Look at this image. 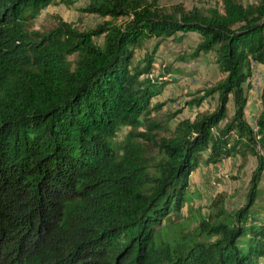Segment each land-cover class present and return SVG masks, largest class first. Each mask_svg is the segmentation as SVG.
I'll list each match as a JSON object with an SVG mask.
<instances>
[{"label":"trees","instance_id":"1","mask_svg":"<svg viewBox=\"0 0 264 264\" xmlns=\"http://www.w3.org/2000/svg\"><path fill=\"white\" fill-rule=\"evenodd\" d=\"M54 1L0 0V264H264V220L251 212L264 172V88L255 127L245 118V86L264 67V0L205 11L85 0L81 11L103 19L94 30L60 19L33 30ZM191 33L198 43L179 60L212 54L221 79L184 107L214 105L192 120L178 119L183 107L159 119L172 99L152 101L178 83L176 71L152 76L158 43L136 62L135 53ZM247 155L257 164L243 206L193 208L197 167Z\"/></svg>","mask_w":264,"mask_h":264},{"label":"rangeland","instance_id":"2","mask_svg":"<svg viewBox=\"0 0 264 264\" xmlns=\"http://www.w3.org/2000/svg\"><path fill=\"white\" fill-rule=\"evenodd\" d=\"M220 0H158L161 7H168L170 5L181 4L185 8L197 7L205 11L211 6H215ZM242 3H256L259 0H239ZM57 2V3H55ZM55 0L50 4L33 23L31 28L33 30L43 32L50 27L57 24L60 20L71 24L78 32H86L94 30L103 21L102 18L86 14L81 11L86 6L85 0H77L74 4L64 6ZM178 36V37H177ZM176 37L168 38H153L144 41L142 49L135 53V62L137 59L144 57V53H150L155 45L158 43V48L154 55V64L152 76L156 77L159 74H165V69L171 67L176 71L175 78L178 83L172 84L167 88V94H163L155 98L152 102H165L170 96L172 99L169 104L164 107L156 116L161 119L164 118L167 110H178L183 107L184 111L179 113V120L194 119L197 115H202L209 112L213 104L209 101L204 102L198 109H190L184 107L186 101L202 94L201 90L215 85L220 79L216 65L213 62V55L208 54L201 56L194 60L183 61L179 60L180 56L191 54L198 43V36L194 33L185 35L179 39ZM98 44L102 43V38L95 39ZM74 59V57H71ZM178 71V72H177ZM248 88V101L245 108V118L247 122L254 128L256 119L260 113V94L264 88V67H254L252 70V77L246 84ZM199 91V93H197ZM176 101L178 103H176ZM232 113L231 104L228 105L226 112L225 123ZM177 118L171 121V126L177 123ZM222 123V124H223ZM129 130L128 127H123L117 133V139L122 137ZM170 134L160 132L158 138L168 137ZM205 156V155H204ZM256 159L247 155L245 157L235 156L222 161L213 166L200 165L197 167L189 177L190 191L198 193V197L192 202L193 208H199L202 213L212 214L214 209L209 208L213 202L220 199L222 204L228 212L237 210L246 203L247 194L250 188V179L253 171L256 168ZM189 196V195H188ZM218 202V206L220 205ZM185 207L183 211L185 212ZM251 212L255 218L264 220V172L258 186L257 198L251 208ZM182 219L180 216H172L173 222H178ZM165 224V223H164Z\"/></svg>","mask_w":264,"mask_h":264}]
</instances>
